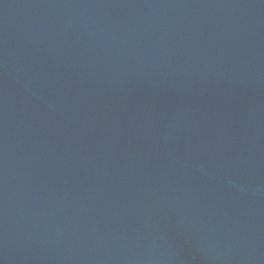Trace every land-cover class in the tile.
I'll return each mask as SVG.
<instances>
[{"label":"water","instance_id":"obj_1","mask_svg":"<svg viewBox=\"0 0 264 264\" xmlns=\"http://www.w3.org/2000/svg\"><path fill=\"white\" fill-rule=\"evenodd\" d=\"M0 264H264V0H0Z\"/></svg>","mask_w":264,"mask_h":264}]
</instances>
